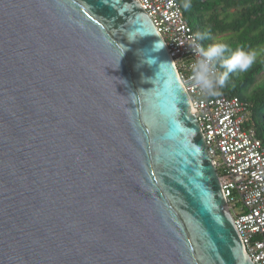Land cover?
Wrapping results in <instances>:
<instances>
[{
  "label": "water",
  "instance_id": "water-1",
  "mask_svg": "<svg viewBox=\"0 0 264 264\" xmlns=\"http://www.w3.org/2000/svg\"><path fill=\"white\" fill-rule=\"evenodd\" d=\"M0 264H254L138 0H0Z\"/></svg>",
  "mask_w": 264,
  "mask_h": 264
},
{
  "label": "built area",
  "instance_id": "built-area-1",
  "mask_svg": "<svg viewBox=\"0 0 264 264\" xmlns=\"http://www.w3.org/2000/svg\"><path fill=\"white\" fill-rule=\"evenodd\" d=\"M138 2L163 37L190 96L245 252L254 264H264V143L247 127L249 106L239 97H214L194 86L196 56L190 45L197 33L179 0Z\"/></svg>",
  "mask_w": 264,
  "mask_h": 264
},
{
  "label": "trees",
  "instance_id": "trees-1",
  "mask_svg": "<svg viewBox=\"0 0 264 264\" xmlns=\"http://www.w3.org/2000/svg\"><path fill=\"white\" fill-rule=\"evenodd\" d=\"M179 1L194 31L209 34V38L199 40L203 47L207 48L217 38L231 51L242 47L257 52L254 65L247 72L230 73L225 87L213 96L239 97L245 102L250 111L247 127L254 128L264 143L261 136L264 135V0H191L187 10L183 8L184 0ZM231 51L225 55H231ZM217 68L220 72L225 70L219 64ZM257 126H261L262 134Z\"/></svg>",
  "mask_w": 264,
  "mask_h": 264
},
{
  "label": "clouds",
  "instance_id": "clouds-1",
  "mask_svg": "<svg viewBox=\"0 0 264 264\" xmlns=\"http://www.w3.org/2000/svg\"><path fill=\"white\" fill-rule=\"evenodd\" d=\"M191 7V0H184L185 10ZM209 38V34L197 33L193 39L190 49L196 56V60L191 64V80L202 94L217 95L218 90L225 87L229 74L235 71L247 72L257 60L255 50L245 51L238 47L231 51L224 42H213L207 48L196 43L197 40ZM231 51V55L225 54ZM217 64L225 69L223 72L217 70Z\"/></svg>",
  "mask_w": 264,
  "mask_h": 264
},
{
  "label": "rangeland",
  "instance_id": "rangeland-1",
  "mask_svg": "<svg viewBox=\"0 0 264 264\" xmlns=\"http://www.w3.org/2000/svg\"><path fill=\"white\" fill-rule=\"evenodd\" d=\"M191 22H192V20H191ZM193 23V22H192ZM192 26H193V24H192ZM221 37H219L218 39H220ZM215 41L216 42H218V40H217V38H215ZM257 128H258V130H259V132L261 133V126H257ZM262 134V133H261ZM262 137L264 136L263 134L261 135Z\"/></svg>",
  "mask_w": 264,
  "mask_h": 264
}]
</instances>
